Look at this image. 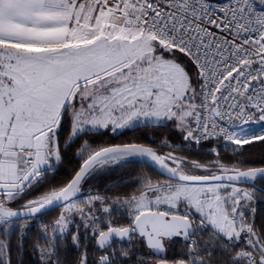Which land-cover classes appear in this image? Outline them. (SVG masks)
<instances>
[{"label":"snow or ice","instance_id":"6c2138e0","mask_svg":"<svg viewBox=\"0 0 264 264\" xmlns=\"http://www.w3.org/2000/svg\"><path fill=\"white\" fill-rule=\"evenodd\" d=\"M149 126L207 158L84 139ZM257 147L264 0H0V264H264ZM133 163L156 178L94 191Z\"/></svg>","mask_w":264,"mask_h":264},{"label":"trees","instance_id":"16d2710c","mask_svg":"<svg viewBox=\"0 0 264 264\" xmlns=\"http://www.w3.org/2000/svg\"><path fill=\"white\" fill-rule=\"evenodd\" d=\"M126 132L121 133L117 137H113L112 135H95V136H87L84 137L86 140L92 141L95 145L101 144H113V143H124L129 141L139 140L142 143L149 144L155 147L156 144H159L163 139L167 138L171 141V143L175 145H179V138L173 135V132L170 131L166 127H158V126H149V127H140L136 130H125ZM155 141V144L152 142ZM83 140L79 143H75L71 149L67 153V158L65 163L61 166L60 174L56 177L57 182L66 181L69 176L79 167L80 160L78 159L77 152L79 151ZM247 147V146H246ZM165 151H167L165 149ZM186 152V151H185ZM198 151H190L189 154L191 157H195ZM249 153H245L242 159L250 165L253 166H261L264 165V149L262 148H250ZM221 154H224L221 152ZM146 173L148 175L156 178V173L153 172L148 166L143 164L133 163L131 165L125 166V168H117L110 171L108 174L100 175L95 181H93V189L94 191H98L101 195L108 196L111 198L114 194H123L125 192H130L136 186L137 178L142 174ZM258 188H264V182H257ZM106 190V191H105ZM258 199H261L259 194L257 196ZM258 211L256 215L257 224L264 223V200H262L257 205ZM58 211L52 212L50 216H46L42 218L43 220H50L52 216H56ZM115 220L121 221V217L119 214L115 216ZM41 221V222H42ZM37 225H34L33 229L28 234L27 246L28 249L31 250L32 241L34 238L41 235V230ZM36 259V257H33Z\"/></svg>","mask_w":264,"mask_h":264},{"label":"rangeland","instance_id":"374dc122","mask_svg":"<svg viewBox=\"0 0 264 264\" xmlns=\"http://www.w3.org/2000/svg\"><path fill=\"white\" fill-rule=\"evenodd\" d=\"M179 145H181V141H180V143H179ZM196 151V149H195V147L194 146H189V147H184V146H182L181 145V147H180V153L179 154H181V155H183V156H186V157H191V155L189 154V152L190 151ZM186 151V152H185ZM79 152V151H78ZM77 152V153H78ZM198 154L195 156V157H191L192 159H205V158H207V156H206V153H207V149L205 148L204 150H203V152H197ZM224 154H221L220 153V155L222 156V157H225V158H227V156H230L231 155V153L230 152H228V153H225V152H223ZM58 214H59V212H58ZM57 214V215H58ZM118 246V245H117Z\"/></svg>","mask_w":264,"mask_h":264},{"label":"water","instance_id":"95a60500","mask_svg":"<svg viewBox=\"0 0 264 264\" xmlns=\"http://www.w3.org/2000/svg\"><path fill=\"white\" fill-rule=\"evenodd\" d=\"M151 169V168H150Z\"/></svg>","mask_w":264,"mask_h":264}]
</instances>
